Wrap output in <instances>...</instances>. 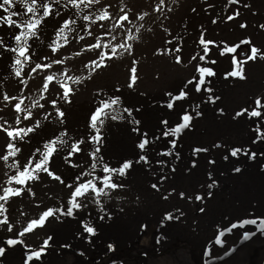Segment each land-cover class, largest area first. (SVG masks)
Listing matches in <instances>:
<instances>
[{
    "label": "bare ground",
    "instance_id": "bare-ground-1",
    "mask_svg": "<svg viewBox=\"0 0 264 264\" xmlns=\"http://www.w3.org/2000/svg\"><path fill=\"white\" fill-rule=\"evenodd\" d=\"M40 2L51 4L52 12L42 20L37 35L28 38L29 56L38 51L35 46L42 49L46 45L53 46L57 40L60 43L77 33L80 23L92 21L100 13V8H94L93 3L87 6L81 4L77 8L68 0ZM5 7L10 12L18 13L12 17L17 23L31 16L26 12L22 0H13L12 6ZM37 8L38 14H42L39 2ZM214 12L218 17L211 19L202 16L201 20L194 19L198 26L190 25L189 31L184 30L180 34V39L182 36L185 39L192 29L200 27L197 33L204 34L202 36L205 41H210L208 35L216 34L213 36L216 38H211L214 47L220 50L233 47L235 44L229 42L237 43L235 40L240 41L237 43L239 47L235 52L226 51L225 59L214 54L216 57H212V62L202 64L201 68L210 69L213 75H204V84L199 85V91L197 86L201 74L197 70L191 81L177 86V91L171 92L167 99H141L137 104V107H141L136 111L139 123L136 124L135 132L138 134L133 138L141 143L144 139L140 138V132L146 133L143 137L148 138L150 135L152 143L156 141L166 148V154L177 151V154L166 159L175 163L185 161V166L191 168L194 174L190 178L181 174L177 179L169 178L173 182L172 187L180 188L177 191L181 197L187 192L188 197L196 198L203 197L199 192L201 186L211 185L208 191L210 200L205 201L204 205L200 203L198 209H194L196 206L189 209L183 205L181 211L177 205H169V211L164 208L165 205L151 204L147 206L148 210L138 208L131 212L114 208L109 216L96 210L94 215L66 216V223L54 230L56 233L47 240V247L41 256L38 259L33 257L30 261L28 256L34 251H40L44 243L33 248L25 245L22 239L0 235V248L4 249L0 255V264H264V229L259 227L261 221H264V31L257 28L259 20L264 19V16H255L247 11L239 17L234 10L225 12L217 7ZM224 12L226 14L222 16ZM60 13L63 14L62 18ZM7 15V12L0 9V17ZM85 16L91 19L85 20ZM229 16H234V19L229 20ZM237 19L241 24H238ZM67 20L74 23L64 29L63 36H58L59 29ZM210 20H218L220 25H212ZM21 30L15 25L0 23V40L3 41L0 44V61H5L0 66V74L6 69L13 72L18 68L11 66L15 65L18 55L11 49L17 46L13 37ZM242 41L251 43L244 44ZM202 47H195L192 51L200 52ZM252 47L258 49L256 58L246 62L243 59L248 57L245 55L251 54ZM212 49L208 48V54L215 50ZM21 59L24 61V58ZM138 60L142 65L155 66L154 56L150 52L146 55L138 50ZM6 63L10 64L9 67ZM237 63L243 68V79L230 75L234 68L238 70ZM181 91L186 95L182 99H175ZM257 100L260 101L259 106ZM169 103L173 105L171 108L168 107ZM253 111H259L261 115L252 116ZM185 115L191 117L187 128L175 136L164 135L170 128L183 123ZM121 131L122 128L119 129ZM115 132L113 130L112 133ZM172 141H175V147ZM146 148L149 149V146ZM113 149L119 154L123 151L125 156L122 158L127 162L138 151L136 146H129L128 143L124 147L114 145ZM236 149L241 151L233 156L232 152ZM200 152L206 155L198 158L193 156ZM252 153H255L254 157ZM147 158L151 164H156L157 159L151 153ZM140 170L137 168L132 173L134 180L149 182L156 179L154 166L145 173ZM127 173L129 175L131 171ZM162 183L163 186H156L161 189L160 192L167 185L166 181ZM190 217L197 222L189 223L186 219ZM244 220H256L257 223L240 227ZM85 224L95 229L94 235L85 231ZM234 224L237 227L233 228ZM225 227L231 231L217 242V235ZM244 233L249 234L247 239ZM9 240L17 243L9 244Z\"/></svg>",
    "mask_w": 264,
    "mask_h": 264
},
{
    "label": "rangeland",
    "instance_id": "rangeland-1",
    "mask_svg": "<svg viewBox=\"0 0 264 264\" xmlns=\"http://www.w3.org/2000/svg\"><path fill=\"white\" fill-rule=\"evenodd\" d=\"M159 3L160 0H99L92 6L96 9L100 8V13L92 21L80 23L77 33L66 37V43L65 39L61 40L59 44L63 45L62 47L53 51L50 45H46L42 49L35 46L38 51H33L31 58L28 61L24 60L22 66L11 65L21 68L19 77L15 75L17 70L12 72V70L6 69L4 73L0 74V124L9 130L12 128L26 129L34 127L39 121V127H34V131L28 133L23 139L15 141H12L7 133L0 129V157L9 151L6 146L10 142L20 149L18 155L9 157L8 161L0 159V195L3 194L2 189L5 187L24 189L18 196H9L7 202L0 201L7 210L5 213L7 223H0L1 236L19 238L23 240L25 245L37 248L52 234L56 233L54 230L66 223L64 220L68 215L64 213L70 207L69 201L72 192L78 184L95 178L94 182L97 187H103L102 178L107 175L102 170L103 165L109 166L118 163L122 157L116 154L115 160L108 162L105 159H98L96 165H98L100 172L96 171L95 175H93L94 171L89 172L88 166L94 163L95 159L92 155L95 152L93 143L86 141L91 134V116L100 106L101 101L110 102L111 99L118 98L120 105L124 108L123 110L128 109L126 112L134 111L141 99L148 100L146 97L167 99V96L171 92L177 91L182 83L191 81L196 75L194 73L202 67V64L212 59V56L203 54L205 51L202 48L200 52L192 51L195 47H202L199 40L204 34L197 33L200 27L195 30L192 29L189 36H185V39L183 36L180 39V34L184 30L185 32L189 31L190 25L198 26L194 19L201 20L202 16L212 17L211 19L218 17V14L216 15L214 12L215 7L225 12L234 10L244 13L249 11L255 16L257 14L264 16V0H237L235 3L232 0H164L161 10L157 11L156 8ZM62 7L66 8L65 6ZM121 8L124 9L123 12H121ZM105 9L109 18L98 19L97 17ZM225 12L222 14L225 15ZM125 13H127L128 19L122 21V27L117 26L120 23V17ZM60 14V18H62L63 14ZM141 15L144 17L142 20L139 19ZM191 19L193 20L192 24H190ZM210 22L212 25H220L218 20H210ZM259 22H264V19L259 20ZM129 29L136 39H127ZM215 35H208L209 40L216 38L213 37ZM97 42L101 44L100 48L91 47ZM121 43L130 44L132 46L131 51L117 47ZM104 45H108V47H104ZM112 47H116L115 56L111 55ZM138 50L145 52L146 55L150 52L154 56L155 66L152 64L142 65L141 61L138 60ZM179 50H181L180 53ZM101 53H107L108 57L111 58L105 57L102 66L93 71L92 62L96 61L99 64ZM57 60H62L63 63H54ZM4 63L5 61H0V66ZM37 64H51V67L40 68L33 72L32 69ZM9 65L7 64V67ZM132 68L136 69V79L130 87ZM49 75H54L55 78L48 82V90L43 91V84ZM68 77L73 79H68ZM76 77H80L79 83L75 82ZM61 84H66L72 89L67 99L63 97L65 89L61 87ZM5 93L10 98L23 99L22 107L31 111L29 119H23L27 115L26 112H16L14 105L19 102V99L5 101L3 99ZM54 100L56 101L55 105L52 104ZM37 101L38 105L33 107L32 105ZM147 104L149 105V102ZM39 105H43V107ZM116 107L106 110L109 115L102 117L103 124L98 121V125L107 128V132L101 130L106 133L107 138L113 129L118 134V128L125 129L122 131L125 132L131 126L129 120L127 123L118 122L117 118H111L112 115H115ZM140 107H137L135 111H138ZM57 110L63 112L64 115L59 116ZM18 115L21 118L19 124L16 123ZM64 134L70 138L71 144L79 145L80 151L69 155L72 151V145L66 152L67 155H58V159H60L58 162L47 165L55 176L60 177V180L54 179L47 172L38 171V178L27 180L25 185L15 182L11 185L7 183L9 178L15 175H12V171H17L16 168L13 170L9 168V162L11 165L15 160L19 170H23L29 158L33 157L31 149L37 142L44 141L49 136H65ZM126 136L125 133L124 136L119 137L125 139ZM128 140L131 143L130 138L117 142L118 145L124 147L127 146ZM103 144V141H99L96 146L98 148L102 146L103 151L107 150L109 145ZM128 145L132 146V144ZM56 157L54 155L53 158ZM97 158H100L99 155ZM38 159L39 156H35L33 163ZM141 167H148V165H141ZM118 168L119 166H117ZM178 171L180 172L177 173V176L184 173V169ZM143 172L145 173V171ZM89 173L92 174L91 178H89ZM193 174L191 172L186 177L190 178ZM124 175L119 177L118 181L112 179V182L118 184L119 187L115 189L106 188L107 195H101L99 203L96 202L95 194L91 190L79 197L78 202L81 207L73 209L72 215H87L95 209L106 211L104 207H99L101 202L108 205V208L114 207L122 212L126 210L131 212L138 208L148 210L147 206L151 204L154 206L156 204L165 205L166 210H171L169 205H177V208L185 205L189 209L194 207L187 198L179 196L177 189L170 192L172 189L170 185L172 184L169 180H165L167 185L162 188V192L158 187H153L159 181L164 180H160L159 177L167 178V175H158L159 180L156 178L149 182H143L139 179L132 181L130 179L132 175H128V173ZM77 177L80 179L77 180ZM206 190L204 186L201 187V193ZM48 209H62L63 211H56L54 215L46 219L43 226L20 235L31 220L38 219ZM107 212L112 211L107 210ZM2 219L3 217H0V220ZM186 220L188 222L193 221L191 217ZM9 226H11V231H9Z\"/></svg>",
    "mask_w": 264,
    "mask_h": 264
},
{
    "label": "snow or ice",
    "instance_id": "snow-or-ice-1",
    "mask_svg": "<svg viewBox=\"0 0 264 264\" xmlns=\"http://www.w3.org/2000/svg\"><path fill=\"white\" fill-rule=\"evenodd\" d=\"M39 2V7L43 9L42 14H38V8H37V4ZM99 0H68V3L72 4L73 6L79 8V6L81 4H85V6H87L88 4L91 3H98ZM233 3L237 2V0H232ZM22 3H24L25 7H26V12L28 14H31V16L27 19V20H23L20 21L19 23H17V21L13 20L12 17L14 15H18V13H13L9 11V8L5 7L6 5L8 6H12L13 5V0H0V9H2L3 11L7 12L8 15L4 16V17H0V23H7L9 26H13L15 25L16 27L22 29L20 31L19 34L15 35L13 37V39L17 42V46L15 48H12L11 51H13L14 53H17V59L15 60V65L17 66H22L23 64V60L21 58H24V60H28L31 57L29 55H27L28 53V45H27V40L29 37H35L37 35V29L39 28L42 20L49 16L52 12V8H51V4L46 3V2H40V0H22ZM164 4V0H160L159 5H157L156 10L160 11L161 7ZM124 9L121 8V12H123ZM58 14V13H57ZM144 15H147V13H144ZM235 15H239V12H236ZM98 19H108L109 18V14L107 12V10L105 9L98 17ZM143 15H141L139 17V19H143ZM85 20H89L91 19L90 16H85L84 17ZM128 19L127 13H125L122 17H120V23H118L117 26H123L122 25V21H125ZM229 20L234 19V16H229L228 17ZM215 22V21H214ZM74 23V21L72 20H67L64 23V26L61 27L59 29L58 32V36H63L64 34V29L67 28L70 24ZM245 25H241V27H244ZM264 27V26H262ZM137 31H139V28H137ZM90 34V33H89ZM81 39H83V37H81ZM113 39H115V37H113ZM127 39L129 40H134L136 39V37L134 35H132L131 33V29L128 30V35H127ZM67 42L66 38H65V43ZM199 43L204 45V51L205 53H207L208 51V45L213 43L212 41H205L203 36H201ZM241 43L244 44H250V41H242ZM0 44H3V41L0 40ZM63 45L59 44V41L57 40L55 42V44L53 46H50L53 48V51H56L59 47H62ZM91 47H95V48H100L101 44L99 42H97L95 45H92ZM104 47H108V45H104ZM117 47L120 48H124L126 51H131L132 46L130 44L127 43H121L119 45H117ZM239 47V45H235L233 47H227L225 49V51L227 52H235L236 48ZM251 54L248 57V59H255L258 49L255 47H252L250 50ZM77 55H79V53H77ZM111 55L115 56L116 55V47H112L111 49ZM105 57L107 58H111L108 57L107 53H101L100 56V63L97 64L96 61L92 62V70L94 71L95 68L101 67L103 64V60L105 59ZM47 59V58H45ZM201 59H203V57H201ZM179 60V58H178ZM54 63H63L62 60H57L54 61ZM51 64H37L35 66V68L32 69L33 72H35L37 69L40 68H50ZM86 67H89L86 65ZM237 71H234L232 73H230V75L232 76H238L241 79L244 78L243 76V68L240 66V63H237ZM198 71L201 74V79L199 80V84L197 86V91L200 90L199 85H203L204 84V75H213L212 71L210 69H206V68H199ZM132 72V77H131V83H130V87L135 83V72L136 69L132 68L131 69ZM15 75L17 77H19L21 75V68H17V71L15 72ZM54 75H49L46 77L45 83L43 84V91H47L48 90V82H51L54 79ZM68 79H73L72 77H68ZM75 82L79 83L80 82V77H76L75 78ZM61 87H63L65 90L63 92V97L65 99H67L69 93L72 91V89L68 86H66V84H61ZM186 95V93H184L183 91H181L180 95L177 96L175 99H182L184 96ZM43 98V97H42ZM3 99L5 101H8L10 99L16 100L19 99L17 97H9L6 93L3 95ZM119 100L117 99H111L110 102L109 101H101L100 102V106L96 109V111L93 113V115L91 116V124L90 126L96 130L97 135L91 137L92 140L96 141L97 143H99L101 137L99 136V128L97 127V122L99 121L100 124H103V119L102 117H106L109 115V113L106 111L107 109H111L113 105L118 104ZM56 101H52V104L55 105ZM257 106L260 105V101L257 100L256 101ZM23 105V99H19V102L16 103L14 105V108L16 110L17 113H21V112H26L27 115H25L23 117V119H29V117L31 116V111L28 108H24L22 107ZM38 105V101L35 102L32 106L36 107ZM40 107H43V105H39ZM173 105L171 103H169L168 107L171 108ZM58 111V115L59 116H63V112H59ZM124 111H128V109H125ZM242 113H237V115H241ZM252 116H257L259 117L261 115V113L259 111H253L251 113ZM47 118V117H45ZM112 119H116L117 116L116 115H112L111 116ZM183 123H181L180 125H178L175 128H170L167 132L164 133V135L168 136V135H172L175 136L177 133L181 132L182 129L187 128L189 126V122L191 120V117L189 115H185L183 118ZM6 123V122H5ZM16 123L19 124L21 123V118L18 115L16 117ZM136 123H139L138 121H136ZM164 124H167V121L163 122ZM34 127H39V121L36 122ZM34 127H30V128H12L11 130H9V128H4V126L2 124H0V129H3L7 135L11 138L12 141H15L17 139H23L24 136H26L28 133L34 131ZM60 142L63 143V141L61 140L60 137H57L56 139L49 141L48 143L44 144V151L41 152L40 149H36L37 153L41 154V159H39L38 161L35 162V164H33V160L35 159V156L30 157L28 162L26 163V165L24 166L23 170H19L18 168V164L16 162L12 163L11 165H9L10 168H16L17 169V174L13 175L9 178V180L7 181V183L9 185H11L13 182L20 184V185H25L27 180H34L37 179V173L38 171H44L47 172L50 176H53L54 179L60 180L59 176H55L54 173H52L49 168L47 167L53 153L57 150L56 149V144ZM82 143V142H81ZM149 143V141L147 139H144L139 145L138 147L143 150L145 148V146ZM172 145L173 147H175V141H172ZM7 149L9 150L7 152L6 155H4L3 157H0V159L4 160V161H8L9 157H14L19 151L20 149L15 147V144L10 142L7 144ZM80 151L79 145H73L72 146V151L69 153V155H71L74 152H78ZM99 151V148L96 149V152ZM196 151H200V149H197ZM240 149H236L233 150L232 155L236 156L238 154V152H240ZM167 154H171L170 152ZM93 156H95V152L92 153ZM252 156H255V153H252ZM142 160L146 161V157L141 156ZM131 162H125L123 163V165L120 168H109L107 165H103V172L107 173L108 175H105L102 178V184L103 187H97L96 183L94 182V179H90L87 180L84 183H80L78 184L74 191L72 192L71 195V199L69 201L70 207L67 209V212L64 213L65 215L71 216L73 214V209H78L81 207L80 203L78 202V198L81 196H84L85 193H87L89 190H91L96 197V202L99 203V198L101 195H107V193L105 192L106 188H112L115 189L117 187H119L118 184L113 183L112 182V174H119V175H124L126 170L129 169L131 167ZM93 168L96 167L95 164L92 165ZM236 171H239V169H236ZM90 175V173H89ZM80 177H77V180H79ZM62 182V181H61ZM69 187H71V185H69ZM153 187L155 188L156 186L153 185ZM209 187H211V185H209ZM24 189L23 188H16L13 189L11 187H5L2 189L3 194L0 195V201H4L7 202L9 196H18L22 193ZM29 191H31V189H29ZM181 195H183V193H181ZM196 199H202V197L197 196ZM6 209L4 207L3 203H0V217H3L2 220H0V223H7V216L5 215L6 213ZM56 211H63L62 209L59 210H53V209H48L47 211H45L38 219H33L31 220L26 227L24 228V231L20 233V235H23L26 232H30L32 231L34 228L39 227V226H43V224L45 223L46 219L49 216H52L55 214ZM201 211H203V209H201ZM169 219H171V216L169 215L168 217ZM257 221L256 220H244L242 221V223L239 225L240 227H243V225L245 224H256ZM233 228L237 227V225H232ZM259 227L261 229H264V221H261ZM85 231L90 233V234H95V229L92 227H89L87 224L84 225ZM9 231H11V226H9ZM228 231H231V229H228ZM221 235H223V233H221ZM248 233H244V238L247 239L248 238ZM50 239V238H49ZM219 242V241H217ZM9 244H15L17 243V241L15 240H9L8 241ZM48 244V241H44L43 247L40 249V251H34L30 256H28V260H32L33 257L35 258H39L41 256V254L44 252V250L46 249ZM111 248V246H109ZM4 252L3 248H0V255H2Z\"/></svg>",
    "mask_w": 264,
    "mask_h": 264
}]
</instances>
